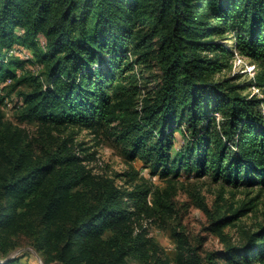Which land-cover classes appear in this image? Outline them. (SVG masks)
Listing matches in <instances>:
<instances>
[{"label": "trees", "instance_id": "obj_1", "mask_svg": "<svg viewBox=\"0 0 264 264\" xmlns=\"http://www.w3.org/2000/svg\"><path fill=\"white\" fill-rule=\"evenodd\" d=\"M39 33L46 48L31 61L44 69L45 79L21 94L24 119L55 127L109 124L118 110L112 84L131 70V55L143 62L152 56L161 85L139 123L148 127L141 139L151 151L143 156L152 161L151 173L169 163L179 119L197 138L189 153H196L199 173L208 163L245 184H264V96L242 95L246 87L233 84L234 78L214 79L237 52L258 68L254 84L264 88V0H0V82L15 79L13 65L26 61L8 50L36 47ZM76 162L70 155L31 167L23 161L8 176L0 166V238L24 228L36 212L44 228L39 249L47 252L53 238L63 241L56 251L62 264H125L132 252L142 254L146 241L133 230L137 194L101 184L93 203L74 197L83 181ZM254 240H264V228ZM252 244L230 249V262L250 263ZM241 252L246 260H236ZM209 259L213 263L214 256Z\"/></svg>", "mask_w": 264, "mask_h": 264}, {"label": "rangeland", "instance_id": "obj_2", "mask_svg": "<svg viewBox=\"0 0 264 264\" xmlns=\"http://www.w3.org/2000/svg\"><path fill=\"white\" fill-rule=\"evenodd\" d=\"M46 42L45 35L39 33L36 47L17 45L26 51L29 59L11 55L26 61L20 66L13 65L15 79L0 82L2 173L8 176L15 163L24 161L31 167L51 157L70 155L77 160L78 168L71 167L68 171L77 174L76 169L83 177L72 190L74 197L93 203L95 188L101 184L135 192L134 235L139 241H146V246L142 254L135 251L128 255L125 264H232L229 250L233 247L242 250L252 243L253 257L250 263H243L264 264V254L254 257L264 250V240H254L264 228V184H245L242 179L229 178L208 163L199 173L196 153H189L197 138L191 136L186 123L179 119L174 124L172 145L167 149L169 163L164 162L158 173L153 174L152 161L143 158L146 151H151L141 139V130L148 127L139 123L161 85L154 57L149 56L143 62L130 56L131 70L119 73L112 84L117 91L118 110L109 124L99 128L81 124L55 127L23 118L21 94L30 92L45 79L44 69L31 60H36V50H44ZM257 73L258 68L248 58L234 52L229 67L216 73L214 79L234 78L233 84L246 87L242 95L262 98L264 88L254 84ZM24 78L28 81L14 87L15 81ZM214 117L217 130H221V114L215 113ZM62 169L59 166L56 171ZM4 202L5 198L0 197V206ZM26 224L21 230L0 238V264L13 259L18 264H62L56 258V251L63 241L59 243L53 238L55 243L45 252L39 249L37 241L44 228L36 212L28 215ZM210 255L214 256L213 263ZM235 258L246 260L242 252Z\"/></svg>", "mask_w": 264, "mask_h": 264}, {"label": "built area", "instance_id": "obj_3", "mask_svg": "<svg viewBox=\"0 0 264 264\" xmlns=\"http://www.w3.org/2000/svg\"><path fill=\"white\" fill-rule=\"evenodd\" d=\"M7 54L9 56L11 55H14V56H17V57H25V58H29V55L26 53L25 50H21L20 48L14 46L12 48H10L7 52Z\"/></svg>", "mask_w": 264, "mask_h": 264}]
</instances>
